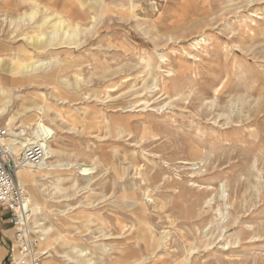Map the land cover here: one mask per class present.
I'll return each mask as SVG.
<instances>
[{"label": "rangeland", "instance_id": "obj_1", "mask_svg": "<svg viewBox=\"0 0 264 264\" xmlns=\"http://www.w3.org/2000/svg\"><path fill=\"white\" fill-rule=\"evenodd\" d=\"M51 9L87 18L39 56L49 79L0 66L8 138L41 120L70 163L22 169L42 264H264V0H0V43L31 50Z\"/></svg>", "mask_w": 264, "mask_h": 264}, {"label": "built area", "instance_id": "obj_2", "mask_svg": "<svg viewBox=\"0 0 264 264\" xmlns=\"http://www.w3.org/2000/svg\"><path fill=\"white\" fill-rule=\"evenodd\" d=\"M8 134L9 130L0 126V207L8 211V223L14 230L5 264H42L45 251L40 249L39 242L43 236L32 231L33 209L17 171L23 166L40 165L44 150L40 143H31L20 150L18 157L6 142Z\"/></svg>", "mask_w": 264, "mask_h": 264}, {"label": "crops", "instance_id": "obj_3", "mask_svg": "<svg viewBox=\"0 0 264 264\" xmlns=\"http://www.w3.org/2000/svg\"><path fill=\"white\" fill-rule=\"evenodd\" d=\"M27 15L28 16L31 15L32 17H27ZM22 16H26L27 19H32L35 16V12L34 11L25 12L21 15V17ZM63 17L64 18H61L57 13H55V9L53 10L51 9L49 13L39 15L36 18L35 24L33 26L34 34L27 36V37H30V40L27 41L28 38H26L25 36L27 32L22 35V37H25L24 39H26L28 46L31 47V50H29L25 45L21 46V48L20 47L14 48L10 46L9 43L8 44L0 43L1 70L4 72L8 70L6 69L7 67L5 66V64H7L6 62L10 60L9 62L10 64L11 63L13 64L15 73L20 72L19 74H21V77L19 79L12 81L13 83H15V85L22 84L25 81H28L31 83L37 80H42V81L48 80L49 77L47 76L49 75L45 77L43 72L38 73V71H41L43 66L45 65V62L38 59L39 56L43 54L49 46H55L56 48H58V47H66L67 45H73L75 43L73 40L78 35V33H76L75 31L76 29L80 27L79 21H85L87 17L83 13L78 14L76 12L63 16ZM51 21L62 22L61 24L63 27L66 23V26L73 30L72 33H69L67 36H64L66 32L60 29L61 27L60 23L56 25L54 24L52 28H50L48 23ZM7 51H11V53H7ZM0 92H3V91H0ZM0 108L4 109L0 115L2 116L5 112V108L4 107H0ZM10 118H12V123L9 125L11 127L14 123L13 122L14 118L12 116H9L8 118H6L7 120L5 122L7 123V121ZM30 176L31 178L34 177L33 175H30ZM28 182L30 183L29 180L25 182L26 183L25 186L29 185ZM8 248H9V245H8ZM4 251H5L4 256H6L8 250L4 249Z\"/></svg>", "mask_w": 264, "mask_h": 264}, {"label": "bare ground", "instance_id": "obj_4", "mask_svg": "<svg viewBox=\"0 0 264 264\" xmlns=\"http://www.w3.org/2000/svg\"><path fill=\"white\" fill-rule=\"evenodd\" d=\"M27 17H32L31 15L30 16H28L27 15ZM27 17L26 16H20V20H24V19H27ZM74 27V26H73ZM55 30V29H54ZM4 109L3 108H0V115H1V113H2V111H3ZM12 123V118H10L8 121H7V125H3V126H5L8 130H9V134L8 135H10V124ZM13 136L11 137V138H6V141H8L7 142V144L11 147V149L14 151V149L13 148H17V149H19V150H21L23 147H25V146H27V145H29V144H31V143H40V145H42V147H43V150H44V157H43V160H42V162H41V164L40 165H38V166H35L34 168H40V167H42L43 165H44V167L45 168H47V169H54V168H56V167H59V168H67V167H70V163L68 164H66V163H64V164H66V165H64V164H61V163H57V164H51L50 162H45V160L46 159H48V158H50L51 159V157H52V152H53V149L49 146V144L47 143V138L49 137H51L52 136V134H53V131L50 129V127H47L46 125H44L41 121H39L38 122V124L36 125V129H35V132L33 131V133H32V137H33V139H31V138H27V137H22L23 135H24V132H23V130H20V131H18V132H16V133H14L13 132ZM25 139V140H24ZM16 145H17V147H16ZM53 153H55V152H53ZM14 155H15V153H14ZM72 166V165H71ZM23 167H25V166H23ZM23 167H21V168H19L18 169V171H17V178H18V181H19V183L21 182V183H23V179H22V169H23ZM254 167V166H253ZM31 168H33V167H31ZM77 170L79 171V173L81 174V175H83V176H87V177H89L92 173H94V170H93V168H91V167H88V166H86V165H83V166H78V168H77ZM26 182V181H25ZM20 183V184H21ZM22 185V184H21ZM192 185V184H191ZM29 203H30V200H29V198H28V200H27ZM33 205H37V204H35L34 202H31ZM30 203V204H31ZM37 207V206H36ZM39 222H37V224H38ZM44 228V227H43ZM47 229H49V228H47ZM46 231V230H45ZM48 234V233H47ZM56 238H58L57 236H56ZM60 239V238H59Z\"/></svg>", "mask_w": 264, "mask_h": 264}]
</instances>
